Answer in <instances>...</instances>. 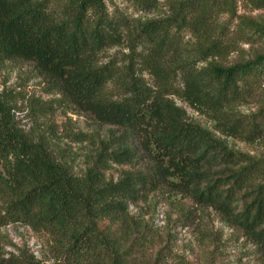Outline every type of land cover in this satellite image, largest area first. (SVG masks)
Wrapping results in <instances>:
<instances>
[{
  "label": "trees",
  "instance_id": "trees-1",
  "mask_svg": "<svg viewBox=\"0 0 264 264\" xmlns=\"http://www.w3.org/2000/svg\"><path fill=\"white\" fill-rule=\"evenodd\" d=\"M105 1L0 0V60L36 64L79 111L120 133L115 147L107 145L78 178L13 128L0 109V232L21 223L47 234L53 264H161L162 250L147 258L141 252V226L131 225L129 209L164 186L221 215L264 256V164L230 151L166 97L171 79L180 77L185 103L214 114L222 135L254 144L264 139V109L250 116L229 109L254 98L264 77V55L244 65L199 68L198 59L207 62L228 52L215 39L220 0H175L169 15L130 31L146 48L141 59L155 88L133 66L121 83L122 98L109 100L105 92L114 70L100 67L98 59L123 44L128 28ZM249 2L264 9V0ZM135 3L151 10L158 0ZM186 32L196 39L198 59L183 57ZM174 56L172 70L166 61ZM136 160L147 161L148 171L106 180L111 164ZM0 264L41 263L24 253L6 258L0 249Z\"/></svg>",
  "mask_w": 264,
  "mask_h": 264
},
{
  "label": "rangeland",
  "instance_id": "rangeland-1",
  "mask_svg": "<svg viewBox=\"0 0 264 264\" xmlns=\"http://www.w3.org/2000/svg\"><path fill=\"white\" fill-rule=\"evenodd\" d=\"M172 1L175 0H158L157 7L151 10L140 8L135 0L105 1L108 12L128 28L123 32V44L105 50L98 59L100 67L110 65L114 70V80L105 92L109 100L122 98L121 83L133 66L137 76L148 87L155 88L157 82L145 70L141 59L146 48L132 40L130 31L141 23L169 15ZM220 4L221 8L214 14L215 39L229 47L227 55L207 62L199 60L196 39L186 32L184 59L197 57L200 62L197 66L206 68L214 64L222 67L244 65L263 56L264 9H256L249 0H220ZM166 62L172 70L177 69L178 57H169ZM176 71L178 75L179 71ZM170 85L166 97L185 113L190 123L199 126L230 151L264 164V139L249 144L222 135L214 114L197 111L183 101L180 77H173ZM254 89L256 94L252 100L233 106L229 111L250 116L264 109V77ZM0 109L13 128L30 141L43 145L57 163L78 178L84 177L95 165L107 145L115 147L113 139L120 134L116 128L101 125L90 114L79 111L36 64L24 60H0ZM149 166L143 160H136L129 166L111 164L105 173L106 180L117 182L125 172H147ZM129 212L131 225L141 226L139 237L145 258L162 250L161 264H264V256L257 247L221 215L167 187L146 194L130 206ZM0 249L6 258L24 253L34 256L41 264L54 263L51 238L21 223L7 225L1 230Z\"/></svg>",
  "mask_w": 264,
  "mask_h": 264
}]
</instances>
